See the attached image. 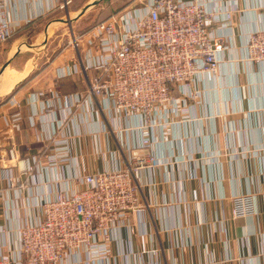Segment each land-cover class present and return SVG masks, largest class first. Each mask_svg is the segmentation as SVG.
<instances>
[{
  "label": "built area",
  "instance_id": "2783aa9c",
  "mask_svg": "<svg viewBox=\"0 0 264 264\" xmlns=\"http://www.w3.org/2000/svg\"><path fill=\"white\" fill-rule=\"evenodd\" d=\"M72 3L64 0L60 8L68 10ZM260 3L258 23L242 34L240 60L264 67V3ZM239 9L238 0H135L86 32H73L75 62L59 67L57 80L78 72L87 87L73 93L54 90L46 99L32 95L30 123L47 124L56 117L54 127L34 162H27L14 178L1 170L0 181L7 180V189L19 193L33 185L38 188L31 200L38 214L19 228L12 252L5 253L0 243V264H76L83 256L110 262V242L123 226L128 223L132 233H148L135 172L142 165L152 170L163 164L164 155L155 146L160 142L164 150L165 144L157 135L163 138L170 127L180 132L183 120H172L171 112L187 105L189 97L196 98L197 83L206 89V82L217 84L221 76L223 86H229L230 76L222 68L237 61L231 53L230 31ZM32 20L12 16L8 0H0V44ZM37 104L41 115L36 114ZM58 110L65 115L57 117ZM99 110L103 118L94 122L93 114ZM5 119L11 125L20 115ZM85 129L125 134V144L134 154L139 147L148 150L144 162L85 175L65 173L63 167L56 172L62 158L71 156V134L80 135ZM11 155H17L15 148ZM232 200L234 217L257 214L252 192H238ZM5 207L9 217H18L14 199L7 198ZM133 213L138 217L134 223Z\"/></svg>",
  "mask_w": 264,
  "mask_h": 264
},
{
  "label": "crops",
  "instance_id": "0c3cea01",
  "mask_svg": "<svg viewBox=\"0 0 264 264\" xmlns=\"http://www.w3.org/2000/svg\"><path fill=\"white\" fill-rule=\"evenodd\" d=\"M238 1L240 9L230 31L231 53L237 61L222 68L230 76L229 86H223L221 76L217 84L212 81L209 86L206 82V89L197 83L196 98L189 97L187 105H179L177 113L171 112L172 120L183 123L180 132L170 127L163 138L157 135L165 144L164 150L160 142L155 146L164 155L163 164L152 170L142 165L148 150L139 147L134 154L125 144V134L88 133L86 129L80 135L71 134V156L62 158L56 172L63 167L65 173L85 175L142 165L134 180L148 228L146 235L132 233L127 223L110 242V262L88 261L83 256L76 264H264V67L240 60L242 34L258 23L263 10L257 8L264 0ZM63 2L8 0V7L12 16L34 22L54 14ZM68 53L54 60L50 79L32 89H22L0 104V171L7 170L10 178L18 176L27 162H34L41 154L45 137L54 127L56 117L47 124L30 123L33 93L46 99L54 90L73 93L87 87L78 72L69 80H57L58 68L65 64L72 67L75 62V51L71 48ZM42 113L37 104L36 114ZM18 114L20 119L8 125L5 117ZM64 115L57 111V117ZM102 118L99 110L92 120ZM131 137L138 139L139 135ZM13 148L15 157L11 155ZM0 187V243L4 252L10 253L17 247L19 228L37 217L31 200L38 188L33 185L19 193L7 189L5 179ZM42 189L46 191V187ZM238 192L255 195L257 214L233 216L232 196ZM7 198L17 203L18 217L7 215ZM130 217L133 223L138 218L136 213Z\"/></svg>",
  "mask_w": 264,
  "mask_h": 264
},
{
  "label": "rangeland",
  "instance_id": "374dc122",
  "mask_svg": "<svg viewBox=\"0 0 264 264\" xmlns=\"http://www.w3.org/2000/svg\"><path fill=\"white\" fill-rule=\"evenodd\" d=\"M134 1L135 0H105L90 12L79 18L73 23V25L66 23L53 25L47 38L46 46L39 47L41 51L25 47L0 76V104L22 89H32L37 84L50 79V70L52 69V63L54 60H56L61 54H63V56L69 55L68 52L71 50L70 39L73 32L77 34L86 32L99 23L100 20L130 7L134 4ZM87 2L88 0H77L68 7V10L59 8L54 14L49 15L48 17L26 24L8 41L0 44V71L8 58L16 52L21 43L42 44L45 41L44 32L48 22L54 19L74 15L76 11L83 7ZM27 70L28 72L25 73ZM7 74H10V76ZM5 77L12 78H10L11 81L8 84L11 88L10 91L3 90V86L5 85L3 81Z\"/></svg>",
  "mask_w": 264,
  "mask_h": 264
},
{
  "label": "water",
  "instance_id": "95a60500",
  "mask_svg": "<svg viewBox=\"0 0 264 264\" xmlns=\"http://www.w3.org/2000/svg\"><path fill=\"white\" fill-rule=\"evenodd\" d=\"M103 1H105V0H88V2L83 7H81L78 11H76V13L74 15H70V16H67V17L54 19V20H51L50 22H48V24L45 27V32H44L45 41L42 44H29L27 42L21 43L18 46L16 52L10 58H8L6 63L2 66L1 71H0V76L4 73L6 68L9 67L12 64L13 60L15 59V57L19 53H21L25 47H28L29 49H34L36 51H41V49H39V47L40 46H43V47L46 46L47 38L49 36L51 27L53 25L58 24V23H66V24L73 25V23H75L79 18H81L83 15L87 14L88 12H90L96 6L101 4Z\"/></svg>",
  "mask_w": 264,
  "mask_h": 264
},
{
  "label": "bare ground",
  "instance_id": "6f19581e",
  "mask_svg": "<svg viewBox=\"0 0 264 264\" xmlns=\"http://www.w3.org/2000/svg\"><path fill=\"white\" fill-rule=\"evenodd\" d=\"M8 71V70H7ZM28 72V70L27 71H25V73H27ZM24 74V73H23ZM7 75H9L10 76V74H7ZM24 75H26V74H24ZM22 76V75H21ZM15 77V76H14ZM11 78V77H10ZM9 77H5V79H4V81H3V83H5V85L2 87L3 88V90L4 91H10V87L8 86V84L10 83V81H11V79H10ZM16 78V77H15ZM17 79V78H16ZM12 81H14V80H12ZM15 83V82H14ZM12 84V83H11ZM1 85V84H0ZM1 89V88H0Z\"/></svg>",
  "mask_w": 264,
  "mask_h": 264
},
{
  "label": "trees",
  "instance_id": "16d2710c",
  "mask_svg": "<svg viewBox=\"0 0 264 264\" xmlns=\"http://www.w3.org/2000/svg\"><path fill=\"white\" fill-rule=\"evenodd\" d=\"M108 17H110V16H108ZM108 17H106V18L100 20L99 22H101V21L107 19ZM69 79H70V77H64V78H61V81H65V80H69Z\"/></svg>",
  "mask_w": 264,
  "mask_h": 264
}]
</instances>
